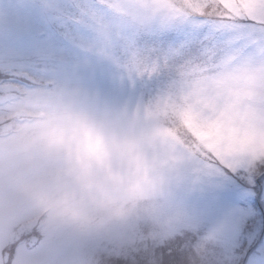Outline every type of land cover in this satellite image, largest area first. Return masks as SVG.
<instances>
[{
	"label": "snow or ice",
	"instance_id": "6c2138e0",
	"mask_svg": "<svg viewBox=\"0 0 264 264\" xmlns=\"http://www.w3.org/2000/svg\"><path fill=\"white\" fill-rule=\"evenodd\" d=\"M170 5L159 4L156 11L183 21L179 27L126 29L109 41L56 18L38 0H8L0 8V264H244L236 256L237 229L229 218L205 232L198 219L179 211L167 235L144 228L110 238L73 236L31 224L17 191L42 190L53 180H91L94 165L132 152L130 143L109 144L105 132L83 115L68 123L51 115L37 138L20 131L22 113H43L52 94L69 84L114 102L179 87L183 102L177 111L199 115L206 125L198 128L201 137L228 123L243 139L264 143V0ZM82 43L90 46L86 59ZM102 44L111 59L91 54ZM171 121L176 135L190 142L188 158L205 166L202 174L243 173L254 188L252 203L264 214V151L244 150L221 163L178 114ZM139 167L146 164L138 161ZM140 187L137 179L131 190ZM248 264H264V251Z\"/></svg>",
	"mask_w": 264,
	"mask_h": 264
},
{
	"label": "rangeland",
	"instance_id": "374dc122",
	"mask_svg": "<svg viewBox=\"0 0 264 264\" xmlns=\"http://www.w3.org/2000/svg\"><path fill=\"white\" fill-rule=\"evenodd\" d=\"M7 2L0 0V8ZM38 3L56 14V18L69 19L104 41L119 37L126 29L183 24L156 11L159 4L171 6L170 0H38ZM80 47L86 59L90 46L82 43ZM91 54L105 60L112 56L103 44ZM116 81L119 84L118 73ZM182 102L179 87L173 93L158 90L147 99L137 96L114 102L98 96L94 90L85 92L69 84L52 94L43 113L38 110L22 113L20 118L25 123L20 131L30 138L38 137L41 124L51 115L65 123L70 117L83 115L105 132L109 144L132 145L131 154L115 153L106 165H94L91 180H53L42 190L19 187L17 191L24 210L31 216V224L42 231L110 238L134 235L144 228L154 235H167L179 211L198 219L205 232L229 218L237 229L236 256L248 264L253 255L264 251V214L252 203L254 188L249 178L228 171L212 178L203 175L205 166L188 158L190 142L185 144L176 135L171 117L178 114L184 126L221 163L224 157L244 150L264 151V143L243 139L228 123L213 127L211 135L201 137L198 128L206 125L201 124L198 114L178 113ZM156 129L160 135L154 134ZM192 148L199 151L194 145ZM138 161L146 167L138 168ZM137 179L141 180V187L131 190ZM240 193L249 199H242Z\"/></svg>",
	"mask_w": 264,
	"mask_h": 264
}]
</instances>
